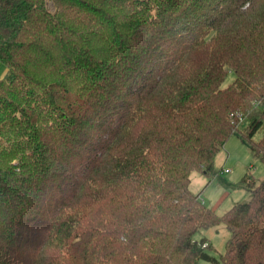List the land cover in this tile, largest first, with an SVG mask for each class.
I'll return each mask as SVG.
<instances>
[{
  "label": "trees",
  "instance_id": "1",
  "mask_svg": "<svg viewBox=\"0 0 264 264\" xmlns=\"http://www.w3.org/2000/svg\"><path fill=\"white\" fill-rule=\"evenodd\" d=\"M52 2L0 0V264L218 263V224L264 264V178L188 189L232 132L264 162V0Z\"/></svg>",
  "mask_w": 264,
  "mask_h": 264
},
{
  "label": "rangeland",
  "instance_id": "2",
  "mask_svg": "<svg viewBox=\"0 0 264 264\" xmlns=\"http://www.w3.org/2000/svg\"><path fill=\"white\" fill-rule=\"evenodd\" d=\"M47 6L51 11L54 9L52 0H47ZM5 73V66L0 63V78L4 77ZM233 79L234 73L229 72L222 83V87ZM241 138L238 133L232 132L224 147L216 154L212 170L208 174L205 173L203 179L196 180L195 177L196 174L202 175L203 171L191 172V183L188 189L194 194L200 193L199 198L202 203L210 209L214 207L212 210L216 214H222L236 202L249 199L250 194L241 181V175L245 171H252L256 184L264 178V162L253 155L247 141ZM251 163H253V166H251ZM225 169L228 171L226 172ZM207 182L209 184H206L207 186L202 194L200 191ZM228 236L229 232L224 224H218L197 233L195 238H206L210 245L207 252L218 260V263L199 260L197 264H222L219 261V255L224 252V244Z\"/></svg>",
  "mask_w": 264,
  "mask_h": 264
},
{
  "label": "crops",
  "instance_id": "3",
  "mask_svg": "<svg viewBox=\"0 0 264 264\" xmlns=\"http://www.w3.org/2000/svg\"><path fill=\"white\" fill-rule=\"evenodd\" d=\"M224 147V146H223ZM251 166H253V163H251ZM250 165H249V168L251 167ZM246 172H249L250 174H251V176L253 177V179H254V176H253V174H252V171H245L242 175H241V178H242V176L246 173ZM193 173V172H192ZM192 173L190 174V183H191V177H192ZM203 175H205V172H203L202 173V175L201 174H196V180H199L200 178L201 179H203L204 178V176ZM210 182V181H209ZM209 182H207V183H205L204 184V186H203V188L201 189V191L200 192H202V194H203V192H204V188L209 184ZM190 183H189V185H190ZM207 184V185H206ZM191 192V191H190ZM192 193V192H191ZM192 194H194V193H192ZM197 194H199L200 195V193H197ZM226 194V193H225ZM224 195V194H223ZM222 195V196H223ZM225 198V197H224ZM214 207H212V209H213ZM229 209V208H228ZM207 240V239H206ZM206 242H208V240L206 241Z\"/></svg>",
  "mask_w": 264,
  "mask_h": 264
},
{
  "label": "built area",
  "instance_id": "4",
  "mask_svg": "<svg viewBox=\"0 0 264 264\" xmlns=\"http://www.w3.org/2000/svg\"><path fill=\"white\" fill-rule=\"evenodd\" d=\"M225 171L227 172L228 170H227V169H225ZM202 246H204V245H202Z\"/></svg>",
  "mask_w": 264,
  "mask_h": 264
}]
</instances>
